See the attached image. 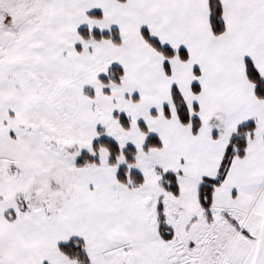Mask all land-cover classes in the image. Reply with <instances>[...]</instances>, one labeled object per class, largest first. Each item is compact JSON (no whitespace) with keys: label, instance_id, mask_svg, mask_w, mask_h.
Masks as SVG:
<instances>
[{"label":"snow or ice","instance_id":"snow-or-ice-1","mask_svg":"<svg viewBox=\"0 0 264 264\" xmlns=\"http://www.w3.org/2000/svg\"><path fill=\"white\" fill-rule=\"evenodd\" d=\"M0 264H264V0H0Z\"/></svg>","mask_w":264,"mask_h":264}]
</instances>
